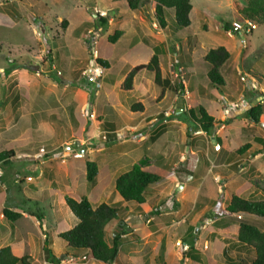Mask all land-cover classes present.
<instances>
[{"label": "rangeland", "instance_id": "obj_1", "mask_svg": "<svg viewBox=\"0 0 264 264\" xmlns=\"http://www.w3.org/2000/svg\"><path fill=\"white\" fill-rule=\"evenodd\" d=\"M245 1L191 0L190 28L176 30L168 23L175 46L188 37L191 45L195 35L197 45L202 39L210 49L227 46L232 55L220 72L228 91L244 87L239 82L240 73L254 77L264 88V26H257L245 36V46L240 35L231 37L224 29L225 23L238 21L236 9ZM2 7L15 9L19 19L14 21L0 12V152L15 151L9 163L0 164V248L29 235L30 221L36 222L27 217L29 211L51 216L50 226L66 231L54 221V216L67 218L63 209H68L65 197L69 196L77 200L85 196L93 208L101 203L118 206L122 227L127 231L121 234L117 264H159L160 256L166 264H224L225 256L236 255L232 245L239 223L251 224L264 232L263 219L225 212L232 195L264 198V115L259 124L253 125L252 133L244 130L243 136H250L247 140L251 148L242 155L233 154L236 159L231 163L213 160L215 145L210 143V137L243 115L218 118L215 121L221 124L211 129L195 123L197 107L193 109L194 119L189 114L173 117L187 124L198 137L192 147L181 144L179 134L173 137V142L161 152L164 160L158 154L161 142L157 141L159 144L152 151L150 140L145 145L137 140L131 142L126 128L117 135L104 128L109 123L115 129L125 126V121L133 119L129 106L140 104L134 93L121 91L120 85L128 71L149 61L153 52L150 45L158 40L151 24L149 1L135 11L129 10L124 0H0ZM110 8L117 15L111 26L103 25L101 19H110ZM62 22L66 24L64 29ZM122 28L133 35L146 36L145 45L127 48L125 42L129 39L120 44L109 43L107 38ZM182 49L170 52H174L179 63L183 61ZM174 57L165 59L163 66L174 65L171 70L175 73L179 63L175 64ZM96 59L107 61L109 71L105 73ZM202 65L199 60L196 73H203ZM94 70L99 71V77L92 81L89 76H94ZM137 77L143 82L147 96L142 103L148 112L162 110L165 116L170 115L174 111L170 100L173 93L168 92V98L160 103L159 96L152 98L154 91H160L153 75L142 71ZM206 78L204 75L203 80L209 83ZM172 79L176 81L174 74ZM184 80L188 84L190 77L184 76ZM209 91L211 100L217 103L222 94L215 88ZM236 95L231 97L235 100ZM178 101L190 109L194 99L187 103L180 98ZM207 114L216 118V107L210 106ZM162 119L158 117V123ZM224 129L218 134L220 137L224 136ZM164 131L162 126L156 133ZM220 137L216 136L219 144ZM189 147L198 151L194 157L188 155ZM181 154L187 160L177 163ZM153 158L156 162L149 169ZM86 161H93L98 167L92 185L86 183ZM195 162L204 168L202 172L193 168ZM133 166L160 176V182L148 189L143 208L123 202L115 188L116 178ZM182 184L185 187L181 188ZM4 209L27 216L10 227ZM155 211L157 215H153ZM117 225L116 221L107 226L108 242L116 232L121 233ZM190 242H194V260L187 252ZM28 248L25 246L22 256L30 254V264H49L42 258L41 243L31 246L30 253ZM57 251L58 264H82L66 257L65 248Z\"/></svg>", "mask_w": 264, "mask_h": 264}, {"label": "trees", "instance_id": "obj_2", "mask_svg": "<svg viewBox=\"0 0 264 264\" xmlns=\"http://www.w3.org/2000/svg\"><path fill=\"white\" fill-rule=\"evenodd\" d=\"M127 8L131 11L138 10L144 2L149 1L150 11L159 24L164 27L167 23L166 13L168 10L173 11L174 27L175 29H186L190 26L189 14L191 11V0H124ZM236 18L239 21L250 20L257 26H264V0H246L241 7L236 9ZM0 12L8 15L12 20L19 19L17 11L12 8H0ZM98 17V15H97ZM105 25V21H101ZM65 23L61 26L64 29ZM230 23L224 24V29H230ZM122 31H115L113 35L107 38L108 42L114 44L121 36ZM2 45L0 44V52ZM230 54L223 46L210 49L204 56V62L208 66L206 77L211 87L220 91L224 88L225 82L221 76V68L229 60ZM96 63L104 69L109 68V64L105 60L96 59ZM141 71H147L154 76V83L160 87L161 93L159 99L163 98L166 89L169 88V81L162 77L158 53L154 52L147 63H143L133 67L125 76L120 85V90L129 92L133 89L134 78ZM171 90L177 93L182 91L181 83H174ZM179 94V93H178ZM141 104H134L130 107L133 113L142 112ZM198 118L195 119L201 128L211 129L221 122H216L211 116L207 114L205 109L197 107ZM264 114V107L257 105L251 107L245 112L246 118L254 123L259 124L261 116ZM189 116L193 117V110H189ZM250 148L249 144H245L235 151L236 154L241 155ZM15 151L8 149L0 152V164H7L14 158ZM86 183L92 185L98 174L97 164L93 161H86ZM160 182V176L155 173L148 172L139 166H133L130 170L119 175L115 180V188L125 203H134L137 208L146 203V193L148 189ZM65 204L76 219V224L73 228L59 233V238L65 243L66 257L76 258L82 253H86L88 259L103 264H117V256L121 247V234H126L123 221L120 220V210L117 205L101 203L96 208H93L89 200L83 196L79 200L74 197H65ZM225 212L229 215H246L264 220V198L245 199L238 195H232ZM155 211L153 215H157ZM3 215L9 222L10 227L13 223L22 217L20 212H11L7 209L3 210ZM38 220H41L38 213L32 214ZM118 222L117 227L121 229V233L116 232V236L111 237L108 242L106 228L112 222ZM236 242L232 245L233 251L236 255L225 256L224 264H264V232L257 227L241 222L237 228L235 235ZM194 242L188 244V255L194 260L196 255L193 254ZM44 257L47 262L51 264H58L59 258L52 254L47 241H44L43 247ZM192 253V254H191ZM30 257L24 255L20 258L15 257L9 246L0 248V264H29ZM159 264H166L160 256L157 259Z\"/></svg>", "mask_w": 264, "mask_h": 264}, {"label": "crops", "instance_id": "obj_3", "mask_svg": "<svg viewBox=\"0 0 264 264\" xmlns=\"http://www.w3.org/2000/svg\"><path fill=\"white\" fill-rule=\"evenodd\" d=\"M113 11H114V8L108 9L109 16H110L109 20L101 19V21H105V24L106 25L108 24V26L112 25V22L114 20L113 18L117 15V13H114ZM191 15H192V13H191ZM191 15L189 14V19H191V17H190ZM173 19H174L173 11L168 10L166 13V21H167L166 25L164 27L159 26V29H158L156 27L157 22H155L156 21L155 18L154 17L151 18L152 27L156 31V34H157V37H155V38H157L158 40L154 39V40H156V42L155 43L152 42L150 47H152V49H153L152 55L154 54V52L158 53L161 75L163 78L167 79L170 83L169 88L166 89L164 96L162 98V101L160 103H163V101H165L168 98V92L173 93L170 100H171V103L174 102V107H173L174 108V111H173L174 114L172 112V113H170V115L165 116V114H164V112H162V110H160V111L157 110L156 112H148L147 106L144 103H142L147 95L144 94L145 92H144L143 85H142L143 82L142 83L139 82V79L137 77L139 75V73H138L136 75V77L134 78V90H131L129 92L134 93V98L137 99V100H135L136 103H140L142 105V107H143L142 112H136V113L131 112L130 107L132 105H134V104H132L129 106V111L131 112V116H133L132 117L133 119L131 121L130 120H128L127 122L125 121L124 122L125 126H122L120 129H115L114 126L110 123L104 124V128H105L107 133H111V134H115V135H117V133L121 130L124 131L126 128L127 130H129L127 132L131 133L130 134V138L132 139L131 142L137 140L138 142L142 143V145L143 144L145 145L147 143V141L150 140L151 141L150 143H151L152 149H153V150L151 149L152 151L156 150L154 148L157 147V145L159 144V143H157V141L161 142L162 144H161V147L158 149V154L163 155L161 157V159L164 160L165 154H163L161 152H163L164 148H166L167 144L170 141L173 142L174 138H176V136L178 134H179L180 143L183 145H186V146L188 144H190L191 147H192L193 142L196 139V137H198V135H195L194 133H192V130H190V128L187 124L183 123L179 118H173V117H179V116H182L185 114H189L190 109L193 110L199 106L202 107L203 109H205V111L208 113V108H210V106L212 107L214 105L216 107V114H217L216 118L212 117L214 120H216L218 118L224 119V118H232V117L238 116V115H243L242 116L243 118H241V120H236L237 118L234 119L233 122H231L229 125H226V127L225 126L223 128L221 127L219 130L214 132V136L210 137V143L211 144L220 146V150H218V151L213 150V153H214V155H212L213 160L214 161L215 160H217V161L224 160L225 162L230 161V163H231V162L235 161V159H236L233 156V154L234 155L236 154L235 151L237 149H239L241 146H243L245 144H249V145L251 144V143H249L250 141H248L250 136L249 137L243 136L244 130L246 132L252 133L253 125H256V124L249 122V120L245 116V112H246L245 110H231L228 108V106L226 104L237 101L241 94H245V97L247 98L248 102L252 103L253 95L250 94L251 92L246 91L244 87L240 90L239 87L236 86L233 90L228 91V90H226L227 84L225 83L224 88L220 92L222 95H220L219 98L216 100L217 103L212 101L211 99L213 96L209 90H210V88H213V87H211L209 83H207L203 80L204 75L206 76L207 71H208V66L204 62L203 59H204V56L207 54V52L210 50V48L206 47L207 45H206V43H204V40H202V39L199 40V45H197L198 42L196 41V35L194 36L193 42L191 45H190L191 42L188 41V40H190V37H188L189 39L188 38L184 39L182 41L181 45L178 44L175 46L174 43H172V40H171L169 33H168L169 28H170V25L168 26V23L172 24L171 27L174 26L173 25L174 24ZM78 24H79L78 26H80V23H78ZM190 25H191V23H190ZM120 26H122L121 23H120ZM188 28H190V26ZM188 28H186V29H188ZM120 31H122L123 34L114 44H120L121 42H123L125 40L128 41V39H129V41L125 42L126 43L125 47L127 46V48H133L134 46H137L139 44L140 45L144 44L143 42L145 41L146 36H140L139 37L138 33L133 35L134 33H132V32L129 33V31H127V29H123V28L120 29ZM222 46L224 47V45H222ZM176 48L178 50H181V48H183L182 49V52L184 54L183 55V61L180 63L177 62V57L173 56ZM225 48L229 52L230 57H231L232 53L229 51L227 46H225ZM171 49H172V51H174L172 55L170 54ZM151 56H150V58H151ZM173 57L175 58V64L177 65V63H179L177 65L178 69L175 70V73L171 70L172 67L174 70V65H170L169 67L163 66V62L165 61V59L170 60ZM181 58H179V59L181 60ZM197 58H199V59H197ZM199 60H201L203 62L202 67L203 68L205 67L203 69L202 74L199 72L196 73ZM90 66H89V68H90ZM109 69L110 68L104 69L105 73L108 72ZM173 74H174V77L176 78V81H174L172 79ZM126 75L127 74H125L123 76V79L125 78ZM9 76H11V75H9ZM184 76H187L188 78L190 77L188 84L185 82ZM153 82H154V76H153ZM175 82L182 84V91L178 90L177 93H174L171 90V88L173 87ZM158 88L160 89V87H158ZM160 93H161V89H160L158 94L156 93V91H154L152 98H154V99L157 98L160 95ZM235 94H237V95H236L235 100H234L231 96H234ZM188 97L190 99H194L193 104H195V105L192 104V108H190V109H187L186 106L183 105L182 102L178 101V99L180 98V99L185 100V102L187 103L190 100V99H188V101L186 100V98H188ZM230 99H232V100H230ZM261 106L264 107V104ZM166 112H167V110H166ZM161 116L164 117V119H162L161 122L158 123V117L162 118ZM134 119H136L135 122L133 121ZM137 120H139V121H137ZM237 123H239V125H237ZM230 125H231V127H229ZM162 126L165 127L166 131L156 133L157 130ZM224 128H227V130ZM223 129L226 130V132H225L224 136L220 137V135H218V134ZM188 131L190 132V134H188ZM151 134H153V135H151ZM215 135L217 137H220V141H221L220 144L217 142ZM258 141H260V139H258ZM191 147L186 148V151H188V155H191L194 157L198 151L193 150ZM249 149H247L245 152H247ZM148 150L150 151V147H148ZM244 153H242V154H244ZM159 155L157 156L158 158L160 157ZM166 156H168V155H166ZM180 156L178 158L177 163H183L185 160H187V158H185L184 155L181 154ZM190 159H192V158H190ZM154 162H156L155 158H153L152 163L150 162V165H148L147 167L149 169H151ZM204 163H206V162H204ZM198 164H199V162H198ZM174 165H176V164H174ZM173 167L174 166H172L171 169ZM193 168L196 170V172H202L204 170V168H202L200 165L198 166L196 162H195V165H193ZM190 179H191V177L189 176L188 180H190ZM155 185H157V184H155ZM182 187H185V185L182 184L181 188ZM182 192H183V190H181V193ZM143 205H145V204H143ZM143 205H141L140 208H143ZM63 210H65L64 213H66L67 218L65 219L64 217L54 216L55 217L54 221L57 222V224L60 225V227H64L65 230L66 229L69 230V229L73 228V226L76 224L77 221H76V219H74L75 217L73 218V216H72L73 214L70 213V211H68V209H63ZM138 210H139V212L141 211V209H138ZM54 212L55 211L52 210V214H55ZM56 212H58V213L60 212V214H62L61 211L56 210ZM27 213H21L22 218L24 216L26 217L28 215L27 217L34 218L36 220V222L34 223V221H30L29 224L31 225L32 231L29 233V235H27L26 237L16 238V239H14V242L9 243L7 245L10 247L12 254L15 257L20 258V257H22V255L25 251V246L29 247L28 252L30 253L31 246H33L34 244L41 243V246H42V253L41 254H42V258L45 259L44 253H43V247H44V241H47V244L49 245V248L51 249L52 254L55 257L59 258L57 250L58 249L63 250L66 245L59 238L58 235H59V233H62L64 230L62 231L61 229L60 230L58 229L59 231H57V227H59V226H57V227H56V225H54V227H53V225L50 226L52 224V220H53V218L51 216H44V214L42 216V214L38 213L39 217H41V220H38L37 217L29 215V213L35 214L32 211L31 212L29 211ZM145 213L144 214L146 215L145 217H146L147 222H148L149 218H150V216H149L150 212L148 211ZM22 218H19L18 220H21ZM64 222H67V225L64 224ZM68 222H70V225H68ZM48 226L50 227V229H48ZM33 228H36V229L33 230ZM37 241H39V242H37ZM29 257H30V260H29L30 262L29 261L28 262L30 264L31 261H33V257L30 254H29ZM60 258H63V255L60 256ZM73 260H79L82 264H95L94 262H96L94 260L88 259L86 253H82L80 256L73 258ZM48 263L51 264L50 262H48ZM97 264H103V263L97 262Z\"/></svg>", "mask_w": 264, "mask_h": 264}, {"label": "built area", "instance_id": "obj_4", "mask_svg": "<svg viewBox=\"0 0 264 264\" xmlns=\"http://www.w3.org/2000/svg\"><path fill=\"white\" fill-rule=\"evenodd\" d=\"M256 28L257 25L250 20H235L231 22L230 29L228 30V35H230L231 37H233L234 35H240L241 41L245 46V36L251 34ZM89 34H92L93 36L94 33L90 32ZM95 71L96 70H94V76H89V80L94 81L97 77H99V75H97L99 71L97 73H95ZM239 82L244 86L246 91L251 92L250 94L253 95L252 103L248 102L247 98L245 97V94H241L237 101L226 104L229 109L247 111L251 107L264 104V88L261 87V85L257 82L254 77L240 73ZM214 150H220V146L215 145ZM178 245L181 246L180 243H178ZM184 248L185 250H187V246Z\"/></svg>", "mask_w": 264, "mask_h": 264}, {"label": "clouds", "instance_id": "obj_5", "mask_svg": "<svg viewBox=\"0 0 264 264\" xmlns=\"http://www.w3.org/2000/svg\"><path fill=\"white\" fill-rule=\"evenodd\" d=\"M97 16V15H96Z\"/></svg>", "mask_w": 264, "mask_h": 264}]
</instances>
